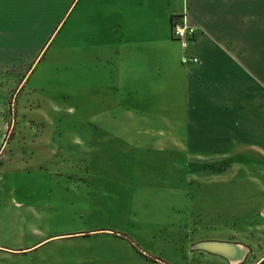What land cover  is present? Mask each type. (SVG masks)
Returning a JSON list of instances; mask_svg holds the SVG:
<instances>
[{
	"label": "crops",
	"instance_id": "0c3cea01",
	"mask_svg": "<svg viewBox=\"0 0 264 264\" xmlns=\"http://www.w3.org/2000/svg\"><path fill=\"white\" fill-rule=\"evenodd\" d=\"M184 11L188 24L196 30L186 54L198 58L199 64L182 63L181 45L173 37L172 17L182 16ZM139 13L148 14L149 19L145 21ZM63 31L86 38L94 35L104 41L108 36L107 42L113 44L117 53H124L123 45L128 43L136 44L131 50L137 53L147 50L140 49L141 45H150L153 66H158L160 61L172 65L166 79L173 85H167L171 89L165 100L154 102L177 106V129H171L169 124L173 121L167 119L168 130L155 129L147 136L153 149L169 154L174 172L185 171V178L175 175L162 181L171 194H162L169 197L157 204L139 201L146 203L142 206L146 209L144 213L127 209L129 215L122 222L128 228L103 225L85 230L50 231L32 226L34 223L27 218L21 219L24 207L21 168L26 170L29 161L24 158L25 164L21 165L20 157L15 163L13 155H5L6 147L0 156V264H177V255L164 254L162 260V252L149 253L143 248L155 239V243L164 242L173 252H177L179 240L180 246L190 253L191 261L184 260L187 264H230L220 256L194 249L202 241L192 244V238L197 236V224L188 206L193 201L191 189L197 188L198 183L187 174L197 169L198 164L218 162L213 160L217 156L246 152L264 156V0H0V108L9 106L8 94L4 95V91L10 92L2 77H21V65L31 61L28 76L36 61L51 49ZM175 41L176 56L169 57ZM74 50H81L80 57L76 58L89 54L87 47ZM16 88L20 92V79ZM134 91L138 93L137 89ZM121 102L117 105L122 106ZM100 122L105 124L102 119ZM88 134L89 130L82 138L87 139V144L77 138L82 141L83 151L88 154L104 151L94 146V138ZM130 145V152L141 150L139 145ZM4 147H0V153ZM96 163L94 175L91 164L86 163L87 178L102 177L95 173L114 172L113 167L98 159ZM129 168L136 174L140 171L136 166ZM79 171L72 169L64 173L74 178V173ZM184 181L191 187L187 188L186 196L180 191ZM160 192L153 188L149 194L160 196ZM147 194V191L143 193ZM119 209L124 208L119 206ZM214 241L246 247L230 239ZM63 251L68 255H63ZM263 261L259 259L254 264Z\"/></svg>",
	"mask_w": 264,
	"mask_h": 264
},
{
	"label": "rangeland",
	"instance_id": "374dc122",
	"mask_svg": "<svg viewBox=\"0 0 264 264\" xmlns=\"http://www.w3.org/2000/svg\"><path fill=\"white\" fill-rule=\"evenodd\" d=\"M141 15L145 21L149 19L148 14ZM108 40V36L105 42L94 35L86 38L63 31L28 76L31 61L21 65L24 71L21 77H2L10 92L4 91V95L8 94L9 108H0V147L5 146L0 156L7 147L5 155H13L15 163L20 157L21 165L25 164L24 158L29 161L26 170L21 168V202L24 203L21 219L27 218L34 223L32 226L50 231L85 230L103 225L125 229L129 227L122 222L129 215L127 209L144 213L146 209L142 206L146 203L139 201L157 204L169 197L162 194H171L162 181L175 175L185 178V171L174 172L169 154L153 149L147 136L155 129L168 130L167 119L173 121L169 124L171 129H177V106L154 102L165 100L173 85L166 79L172 65L160 61L158 66H153L150 45H141L140 49L147 50L137 53L131 50L136 44L128 43L123 45L124 53H117ZM177 42L173 43L169 57L176 56ZM86 47L89 54L79 58L81 50L74 49ZM19 79L20 92L16 88ZM118 101H122V106L117 105ZM88 130L94 146L104 151L101 148L102 151L89 154L83 151L79 139ZM82 140L87 144V139ZM129 144L139 145L141 150L137 153L131 149V153ZM82 159L84 162L80 163ZM97 159L113 167L114 172L95 173L102 177L89 179L86 163L91 164L94 175ZM222 159L225 160L219 162ZM213 160L218 162L198 164L197 169L187 174L198 183L197 188L191 189L193 201L188 206L197 224V230L194 228L197 236L192 238V244L210 238L230 239L250 249L241 264H254L264 259V156L246 152L217 156ZM134 166L140 168L137 174L129 168ZM72 169L81 172H75L74 178L65 175L64 172ZM184 185L180 191L185 195L191 187L185 181ZM153 188L161 190L160 196L149 194ZM146 191L148 194L143 195ZM119 206L124 209L120 210ZM161 208L164 210L165 206ZM152 242L144 245L152 250L143 248L149 253L162 252V257L159 256L162 260L168 254L177 255V264H187L186 259L191 261L188 249H183L179 240L177 252L169 246L166 248L164 242L155 243L156 239ZM183 242L186 243L185 236ZM159 248L165 249L158 251ZM64 254L68 255L63 251Z\"/></svg>",
	"mask_w": 264,
	"mask_h": 264
},
{
	"label": "built area",
	"instance_id": "2783aa9c",
	"mask_svg": "<svg viewBox=\"0 0 264 264\" xmlns=\"http://www.w3.org/2000/svg\"><path fill=\"white\" fill-rule=\"evenodd\" d=\"M196 30L188 24L186 15L174 19L172 33L173 37L180 42L183 56L182 63L184 65L199 64L200 61L196 57H191L186 54L190 41L194 38Z\"/></svg>",
	"mask_w": 264,
	"mask_h": 264
},
{
	"label": "water",
	"instance_id": "95a60500",
	"mask_svg": "<svg viewBox=\"0 0 264 264\" xmlns=\"http://www.w3.org/2000/svg\"><path fill=\"white\" fill-rule=\"evenodd\" d=\"M194 249L199 251H204L212 255L220 256L226 259L230 264H235V263L238 264L241 262V261H237L236 258H234V255H239L241 252L240 249L238 248L237 243H231L227 241H214V240L202 241L195 244ZM244 249H246V255H245L246 257L247 254L249 253V250L247 247H245Z\"/></svg>",
	"mask_w": 264,
	"mask_h": 264
},
{
	"label": "bare ground",
	"instance_id": "6f19581e",
	"mask_svg": "<svg viewBox=\"0 0 264 264\" xmlns=\"http://www.w3.org/2000/svg\"><path fill=\"white\" fill-rule=\"evenodd\" d=\"M209 247V246H207ZM238 248L240 249V254L239 255H234V258H236L237 261H241L244 259L245 255H246V249H244V247H240L238 245Z\"/></svg>",
	"mask_w": 264,
	"mask_h": 264
},
{
	"label": "trees",
	"instance_id": "16d2710c",
	"mask_svg": "<svg viewBox=\"0 0 264 264\" xmlns=\"http://www.w3.org/2000/svg\"><path fill=\"white\" fill-rule=\"evenodd\" d=\"M180 16H176V17H172V22L174 21V19L179 18Z\"/></svg>",
	"mask_w": 264,
	"mask_h": 264
}]
</instances>
